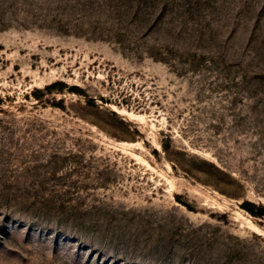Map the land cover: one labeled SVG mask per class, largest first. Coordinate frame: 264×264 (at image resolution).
Listing matches in <instances>:
<instances>
[{
    "label": "rangeland",
    "instance_id": "rangeland-1",
    "mask_svg": "<svg viewBox=\"0 0 264 264\" xmlns=\"http://www.w3.org/2000/svg\"><path fill=\"white\" fill-rule=\"evenodd\" d=\"M0 264H264V0H0Z\"/></svg>",
    "mask_w": 264,
    "mask_h": 264
},
{
    "label": "bare ground",
    "instance_id": "bare-ground-1",
    "mask_svg": "<svg viewBox=\"0 0 264 264\" xmlns=\"http://www.w3.org/2000/svg\"><path fill=\"white\" fill-rule=\"evenodd\" d=\"M123 113H126V112H123Z\"/></svg>",
    "mask_w": 264,
    "mask_h": 264
}]
</instances>
